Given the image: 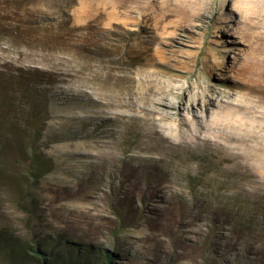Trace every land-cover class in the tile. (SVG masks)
Listing matches in <instances>:
<instances>
[{
  "label": "rangeland",
  "instance_id": "rangeland-1",
  "mask_svg": "<svg viewBox=\"0 0 264 264\" xmlns=\"http://www.w3.org/2000/svg\"><path fill=\"white\" fill-rule=\"evenodd\" d=\"M147 171L160 201L118 190ZM0 230L264 264V0H0Z\"/></svg>",
  "mask_w": 264,
  "mask_h": 264
},
{
  "label": "trees",
  "instance_id": "trees-1",
  "mask_svg": "<svg viewBox=\"0 0 264 264\" xmlns=\"http://www.w3.org/2000/svg\"><path fill=\"white\" fill-rule=\"evenodd\" d=\"M28 142L29 143H25V145L27 147H33L34 142L32 140H28ZM21 147V140L18 139V148ZM25 161L33 175H36V173L40 172V170L43 169L42 167L45 166V163L35 152L28 155ZM120 166L118 164L116 168L121 169ZM135 174L136 173L133 175ZM129 177H121L119 181L120 185L117 188L120 191L123 190V194L131 197L137 194H143L149 198L152 197L151 199L161 200L157 197L156 193L157 187L155 185L158 181V174L156 171H147L143 175L140 173L136 178L133 176ZM166 201L167 200H164V202ZM50 241L51 242L42 239L36 243L35 247H31L0 230V254L6 256L10 264H89L86 256H88L87 254L90 252L94 253L89 247L75 248L77 245L72 243H70L64 251H58L59 249L55 245L58 243L57 240H53V242L52 240ZM94 257V260L98 259L103 262V264H111L113 260V254L108 251H104L101 255Z\"/></svg>",
  "mask_w": 264,
  "mask_h": 264
},
{
  "label": "bare ground",
  "instance_id": "bare-ground-1",
  "mask_svg": "<svg viewBox=\"0 0 264 264\" xmlns=\"http://www.w3.org/2000/svg\"><path fill=\"white\" fill-rule=\"evenodd\" d=\"M160 84H157L156 86L159 87ZM161 86V85H160ZM171 88L170 86H166V87H163V89H161L158 94L159 96L163 97V95L169 93L171 91Z\"/></svg>",
  "mask_w": 264,
  "mask_h": 264
}]
</instances>
